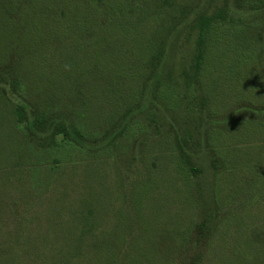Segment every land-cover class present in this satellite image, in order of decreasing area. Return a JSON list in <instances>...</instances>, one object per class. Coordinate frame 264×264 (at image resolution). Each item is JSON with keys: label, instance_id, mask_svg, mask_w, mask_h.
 <instances>
[{"label": "rangeland", "instance_id": "374dc122", "mask_svg": "<svg viewBox=\"0 0 264 264\" xmlns=\"http://www.w3.org/2000/svg\"><path fill=\"white\" fill-rule=\"evenodd\" d=\"M7 1L0 0V60L16 58L19 85L12 82L13 69L0 65V264H88L92 257L109 263L113 252L117 264L132 257L138 264H190L206 255L203 264H264V225L258 224L264 223V110L241 101L244 93L251 100L264 98V55L261 61L256 57L264 50V36L253 38L247 31L248 24L264 26V8L255 19L237 0L160 6L168 14L162 20L158 82L182 97L166 108L153 98L151 82L145 87L148 69L130 74L116 95L111 88L109 67L117 62L111 58L119 44L137 56L144 52V37L120 41L95 27L93 39L71 44L64 64L68 77L60 76L53 70L65 53L55 55L50 45L38 43L36 33L32 46L33 36L21 35L19 25L18 37ZM213 13L229 21L228 14L243 18L239 26H245L248 41L231 38L221 19L217 32L223 39L208 47L210 58L216 56L205 99L202 90L186 93L187 77L197 62L198 18ZM37 18L36 13L34 26ZM27 42L33 49L23 47ZM9 43L22 45L12 44L7 56ZM231 43L242 45L239 81L222 70L228 69ZM249 54L257 61L248 60ZM53 76L63 84L60 94ZM59 123L72 140L57 133ZM182 153L186 165L179 163ZM207 228L214 234L209 248ZM171 232L180 243L188 234L182 255Z\"/></svg>", "mask_w": 264, "mask_h": 264}, {"label": "trees", "instance_id": "16d2710c", "mask_svg": "<svg viewBox=\"0 0 264 264\" xmlns=\"http://www.w3.org/2000/svg\"><path fill=\"white\" fill-rule=\"evenodd\" d=\"M176 1L177 0H8L6 5L9 13H7L9 19L12 20L13 25L14 23H16V26L14 27L16 30L15 32L18 34V37L20 35L19 31H17L19 25L21 28V35L25 37L27 33H30L33 36L30 41L32 46L34 43H36L34 37L36 38L37 36L39 38L38 43L50 45L53 48L52 50L54 51L55 55H58V53H65L63 55L64 57L57 56L58 60L56 61L53 70L57 75L60 76L68 77V74L64 69V64L65 62H67L66 59L70 57V49L71 51H73L71 44L76 43L77 46L79 41L82 39H93L96 33L95 27L104 32L101 33L103 37L116 38L120 41H124L122 39H127L129 37H144L142 39V41L144 42L143 54L138 53L136 56L135 54L130 53V50H128L129 48L126 47L124 49V45L119 44L116 55L111 58V60L116 59L117 61L115 64H110L109 67L110 73L113 72V85L111 87L113 94L116 95L118 89L120 88V84L122 85V88L127 86L126 83L124 84V82H126L130 74L132 76H135L142 69H148L146 78L148 81L146 82L145 87H148L151 82V85L153 87L152 94H154L153 98L155 97V99L159 101L163 100L162 103H165L166 108H170L169 105H172L176 102L182 103V97L177 94L176 89L172 85L163 84L160 83V81L158 82V80H160L159 70L161 62L163 60L162 58L165 42V28H163L162 20H166L165 15L168 14V10H164V8L162 9L160 6H164L166 9L173 8ZM237 5L240 8L249 7V9H251L250 12L255 14V19H259L258 15L261 13L259 9L262 10V7L264 8V0H237ZM125 11H128L129 13L127 14L125 13ZM36 13L38 17L37 25L34 26V23H32V21ZM170 14L173 13L170 12ZM133 16H136L135 20H133ZM228 16L230 17V21L224 13L220 15H214L213 13L211 16L198 18L199 38L197 41V62L193 74L187 77L188 85L186 88V93L188 91L192 92L194 90H202L204 92L203 95L205 96V99L207 97V85L213 81L212 75L214 71V65L212 63H214L213 61L216 56L215 53L214 58H210L208 54V47H210L212 43L216 44L217 42H219V39H223V37L220 38L221 35L217 32L219 31L218 26L222 24L220 23L221 19H223V24H229L228 35L230 34L231 38H233L234 40H236V38H239L241 41H248L247 39H244L246 31H244L243 29L245 28V26H239L240 24H244V20H242L243 18H234L229 14ZM261 17L264 18L263 15H261ZM13 19H15V21H13ZM91 21H94V23L91 24ZM238 21L241 23H238ZM252 22H254V20ZM28 23H32V28H22V24ZM223 29H225L226 31V28ZM13 31V27L11 29H8V34H11V32ZM247 31L250 32L253 38L264 36L263 25L250 26L248 24ZM34 33H36L37 35L35 36ZM238 34L239 37L237 36ZM101 35H98V37H101ZM12 44L22 45V43H9L7 44L8 49H11ZM242 44H244V42H242ZM27 46H30L29 42L25 43L23 47ZM54 46L56 47L55 49ZM229 46L231 47V56L228 58V69L226 67H223L222 70L225 74H227L226 72H228L229 80L231 78V75L233 77H236L239 81L236 68H238V72L241 73L242 59L240 57L237 60V56L239 54H242V51L240 49L242 45L239 46L231 43ZM31 48L33 49V47ZM10 49L5 53L7 56L9 54L8 52L11 51ZM262 55H264L263 49L260 50L256 55L257 59L259 58L261 61ZM248 56V60L253 59L257 61L255 59V56L251 54H249ZM208 59H210V64L208 63ZM233 59L235 60L231 62ZM3 64L8 70L13 69L12 71H9L10 73L14 72L15 74L16 58H13L12 56H10L9 58L5 57L0 60V65ZM18 65L21 66V62H18ZM252 65L257 66V62H252ZM66 67L67 66H65V68ZM12 77L14 78L12 79V82H14L16 86H18L19 76L15 74V76ZM54 80L55 78L53 79V81ZM156 82L158 83L156 84ZM14 84H12L13 88L16 87L14 86ZM54 84H56L57 86V94L62 93L63 91L61 87H63V84L60 83L57 85V82L55 81ZM156 85L157 89L155 93ZM66 86L69 87L68 84H66ZM204 96H201V98H203ZM245 96L246 93H244V97L241 98V101H244L245 103L247 102L255 111L264 110V98L262 99V101L261 99L251 100L252 98L248 99ZM195 100L192 102H195ZM17 111L21 113L23 111V106H19L17 108ZM44 113L45 115L49 114L48 110H45ZM39 121L41 123L39 124V126L37 125L38 129L44 131L45 124L47 123L45 117H41ZM61 124L62 123L57 124L59 126V128L57 129V133H62L66 141L72 140L70 131L63 124ZM57 125L55 127V130L57 128ZM75 131L78 136L83 134L80 130H77L76 127ZM176 147L179 148V145L177 144ZM178 160H180L179 163L182 162L186 165L189 159L187 160L184 157V153H182ZM188 167L191 169V171L195 170V168L191 166L190 161ZM258 224H261L262 226L264 225V223H262L261 221L258 222ZM203 226H205V224H203ZM203 226L199 225V230ZM182 233L183 232H179L178 236L180 238ZM170 234L171 239L174 238V245L176 244L177 248H179V250H177L178 254L182 255L184 253L186 243L190 240L188 238V234L181 239L182 243L178 242L177 238L175 239V237H173L174 235L172 236V232ZM205 235H208L205 238V245L207 248H209V245L214 238V234L213 232H211L210 228H207V231L205 230ZM171 251L172 250L170 249L169 252ZM57 255L65 256V254L62 252H58ZM114 257L115 252L108 256V259L110 258L109 260H111L109 263L96 261L93 257V260L87 257L86 258L88 260V264H117V261H119V257L113 260ZM206 258L207 255L193 258L191 259L190 264H203V261H205ZM172 259L173 256H171V260ZM134 261L135 260L132 257L130 262L126 264H138V262L135 263ZM50 262H54V257H50ZM19 263L22 264V262Z\"/></svg>", "mask_w": 264, "mask_h": 264}]
</instances>
